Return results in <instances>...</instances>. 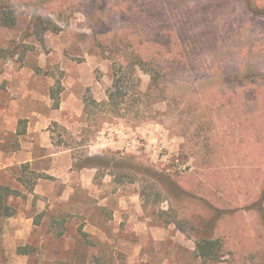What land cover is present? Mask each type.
I'll list each match as a JSON object with an SVG mask.
<instances>
[{
	"label": "rangeland",
	"instance_id": "1",
	"mask_svg": "<svg viewBox=\"0 0 264 264\" xmlns=\"http://www.w3.org/2000/svg\"><path fill=\"white\" fill-rule=\"evenodd\" d=\"M4 5L0 75L28 71L36 96L13 116L22 90L0 77V185L26 196L0 264H264V0ZM86 156L137 175L76 170ZM198 235L222 239L219 262Z\"/></svg>",
	"mask_w": 264,
	"mask_h": 264
},
{
	"label": "trees",
	"instance_id": "2",
	"mask_svg": "<svg viewBox=\"0 0 264 264\" xmlns=\"http://www.w3.org/2000/svg\"><path fill=\"white\" fill-rule=\"evenodd\" d=\"M15 9L11 7L10 5H4L2 9H0V28H14L16 25V18H15ZM5 50L0 48V58H5ZM120 78L115 79L114 81V98L120 97L122 94H120ZM61 91V86L59 83L51 88L50 90V98L53 101V108L58 109L59 108V95ZM92 103L95 104L93 101ZM87 106V104H86ZM128 160L124 158L116 159L113 157L110 158H104V159H97L90 156H86L85 158H80L76 160L74 163V168L76 170H82V169H113L116 171H122L124 169L131 170L129 168H126L124 165L127 164ZM132 163V162H131ZM134 175H137V172L135 170H131ZM155 180V178H153ZM19 183L22 184L27 190L28 193L33 192V185H28L25 182H22L21 180H18ZM26 197L25 195L21 194L18 190H14L10 188L9 186H2L0 185V218L8 219L12 218L15 215V210L7 205V201L10 198L15 197ZM215 221V220H214ZM215 227V224L213 225ZM195 231V228H194ZM195 242V252L197 256L202 259L203 261H212V262H219L221 255L220 250L223 246V241L221 238H214L213 236H206V235H198L196 237ZM19 253L22 255L27 254L28 252L25 250V248H20Z\"/></svg>",
	"mask_w": 264,
	"mask_h": 264
},
{
	"label": "crops",
	"instance_id": "3",
	"mask_svg": "<svg viewBox=\"0 0 264 264\" xmlns=\"http://www.w3.org/2000/svg\"><path fill=\"white\" fill-rule=\"evenodd\" d=\"M11 73L9 74V73L5 72L4 74H1L0 77L2 76L4 78H6V79L9 77L10 85L7 87L8 93L16 90L17 88L22 90V93H21V95H20L18 100H11L10 101L11 104H12V107L14 109L12 115L16 117V114L19 111L17 109L20 108L19 103L17 101H19V100L22 101V100H24L26 98L33 99V98H35L36 93H35V91L33 89H30V87L27 86V84H28L27 81L23 80V77H25V75H26V73H28V71L22 69V70H18V71H13ZM33 114H35V113H33Z\"/></svg>",
	"mask_w": 264,
	"mask_h": 264
}]
</instances>
